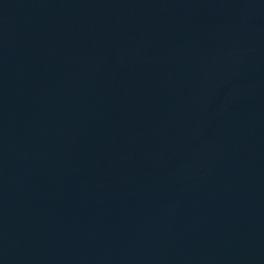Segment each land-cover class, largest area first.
Listing matches in <instances>:
<instances>
[{"label": "water", "instance_id": "obj_1", "mask_svg": "<svg viewBox=\"0 0 264 264\" xmlns=\"http://www.w3.org/2000/svg\"><path fill=\"white\" fill-rule=\"evenodd\" d=\"M0 264H264V0H0Z\"/></svg>", "mask_w": 264, "mask_h": 264}]
</instances>
